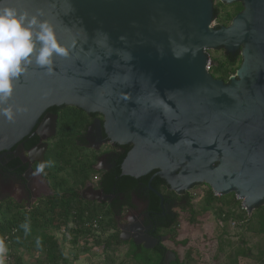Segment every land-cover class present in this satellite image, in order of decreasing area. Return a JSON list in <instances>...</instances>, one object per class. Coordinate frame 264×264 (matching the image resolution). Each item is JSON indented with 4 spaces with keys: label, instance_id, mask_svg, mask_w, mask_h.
Listing matches in <instances>:
<instances>
[{
    "label": "water",
    "instance_id": "95a60500",
    "mask_svg": "<svg viewBox=\"0 0 264 264\" xmlns=\"http://www.w3.org/2000/svg\"><path fill=\"white\" fill-rule=\"evenodd\" d=\"M219 1L242 5L228 26H211L212 0H4L42 12L69 56H54L51 72L33 62L14 82L9 103L25 111L0 117V151L31 135L49 107L74 106L100 114L110 142L131 145L120 176L155 170L147 185L162 209L154 177L177 195L204 183L248 212L264 204V0ZM218 48L241 57L227 83L206 70V51ZM55 121L39 128L51 137ZM41 140L28 155L43 156ZM145 240V249L158 242Z\"/></svg>",
    "mask_w": 264,
    "mask_h": 264
},
{
    "label": "trees",
    "instance_id": "16d2710c",
    "mask_svg": "<svg viewBox=\"0 0 264 264\" xmlns=\"http://www.w3.org/2000/svg\"><path fill=\"white\" fill-rule=\"evenodd\" d=\"M233 4L235 13L242 8L239 2H233ZM214 15L217 17V9H215ZM225 58L228 66V68L222 71L225 78L215 77V73L220 70V63L210 67L209 73L213 78L228 81L231 76L235 75L241 63L239 51L235 54L225 53ZM87 121L86 113L74 106H68L67 110L58 117L56 133L52 138H55V142H49V149L45 155V161H51L52 166L46 168L45 173H43L49 185L52 186L53 195L39 199L37 204L28 210L22 209V206L16 204L11 199H5L0 205V240H3L5 245L8 244V248L15 246L29 252H39V257L41 258L40 264H58L62 259V252L58 241L48 232L49 228L61 229L64 227L73 232L75 236H82L88 231H92V227L88 223L95 221L96 224H99L95 217L94 208L91 206L95 201L83 199L79 191L70 187H63L61 192L58 191L60 186H65L64 184H66L63 179L60 182L57 181L58 173L63 168L59 166L60 163L63 162L64 165H70L72 163V156L78 158V154L86 150L83 148L85 144L83 134L80 135V133L84 131V124ZM25 140L27 141L24 145L25 151L38 143L36 136L30 139L27 136L22 141ZM130 147L131 145L120 146L114 169L102 173V177L98 180H94V176L98 177L101 173L92 167L96 156L91 151L92 155H90L88 160L77 159L79 165L72 168L81 188L85 186L86 180L91 182L96 181L95 188L100 189L103 195L113 196L111 203L106 204L102 202L106 206L105 214L110 217L109 220L116 224L115 217L120 215L126 208L132 206L131 198L133 196L139 200L148 202L146 211L155 235H159V232L162 230H169L178 226L179 217L171 210V207L174 208L175 203H179L181 210L194 215V210L187 193L179 196L169 189L163 179L154 177L150 182V186L163 196V203L169 204L168 212H164L161 209L158 196L150 191L147 185L155 170L137 179L129 176H120V163ZM71 166L73 167V165ZM22 170L23 167H21L20 171ZM56 182L60 185L56 184ZM164 190H168L169 193L165 194ZM207 194L206 202L208 205L214 202L219 203L218 216L221 220L226 221L231 219L237 223L241 222L245 229L254 234L264 233V204L254 207L253 213L247 216V213L239 204L240 201L235 198L233 193L214 196L210 189ZM223 206H226L228 210L224 211ZM236 207L240 212L238 215L232 216L230 211ZM71 221L75 225L73 228H68V223ZM25 222H28L30 225V232L27 235L20 228V225ZM37 237H40L42 241L40 247L36 246L35 241ZM72 242H76L75 238ZM105 242L107 245L112 244L114 246L124 243L119 238V233L116 232L109 235ZM130 244L132 250L129 255V263L166 264L164 254L167 249L162 243H159L152 249H145L143 246L136 245L132 241H130ZM170 264L180 263L175 256V259L171 260Z\"/></svg>",
    "mask_w": 264,
    "mask_h": 264
},
{
    "label": "rangeland",
    "instance_id": "374dc122",
    "mask_svg": "<svg viewBox=\"0 0 264 264\" xmlns=\"http://www.w3.org/2000/svg\"><path fill=\"white\" fill-rule=\"evenodd\" d=\"M214 4L218 15L211 22V26L229 24L235 13L234 4L221 3L219 0H214ZM206 52L211 67L220 63V70L215 73V77L224 79L222 71L228 68L225 53L221 49ZM49 142H55V138ZM105 149L101 148L102 151ZM90 155H92L90 151L83 150L78 154V158L72 156L73 164L60 163L59 166L63 168L58 173L57 181L60 182L63 179L66 184L58 188L59 192L63 187H70L79 191L81 195L83 188L80 187L72 168L79 165L77 159L88 160ZM56 184L59 183L56 182ZM209 190L208 185L200 183L185 192L190 198L194 215L181 210L179 203H176L172 210L179 217L178 226L159 232L162 245L175 254L180 264H264V233L254 234L245 229L241 222L237 223L231 219L221 220L218 216L219 203L214 202L208 205L206 202ZM163 192L169 193L168 190ZM82 198L86 199L85 196ZM105 201L106 198H101L100 201L92 203L91 206L94 208L99 224L95 221L88 223L92 231H88L85 235L75 236L73 232L64 227L48 229V232L58 241L62 252V259L58 264H131L129 255L132 247L129 240L118 246L107 245L105 242L112 233L120 234V224L127 222L125 217L121 221L115 218L116 224L112 223L109 220L110 217L105 214L106 206L102 204ZM134 205L136 210L142 207L138 202ZM222 208L224 211L228 210L226 206ZM230 212L233 216L238 215L240 211L236 207ZM251 213L253 211L248 212L247 216ZM74 225L71 221L68 223V228H73ZM74 238L75 243L72 242ZM7 249L4 264H40V253L37 251L29 252L15 246L7 247Z\"/></svg>",
    "mask_w": 264,
    "mask_h": 264
},
{
    "label": "flooded vegetation",
    "instance_id": "af4514ba",
    "mask_svg": "<svg viewBox=\"0 0 264 264\" xmlns=\"http://www.w3.org/2000/svg\"><path fill=\"white\" fill-rule=\"evenodd\" d=\"M212 2L213 21L216 19L214 11L215 9H217V7L214 4V0H212ZM242 10L243 8L237 11L234 16ZM229 24H221L218 26H228ZM218 49H221L224 53H226L224 49ZM223 82L227 83L228 81ZM67 108V105H61L52 106L46 109L45 112L42 114L41 118L39 119V122L32 130L31 135H29V139L36 136L39 143L41 140L40 137L37 135V131L39 129V133L42 137L41 141L47 144L43 156H39L38 154L28 155V151L33 149L38 143L29 150L25 151L24 145L27 142L26 140L17 143L10 150L0 151V205L4 202L5 199H11L16 204L22 206V209L28 210L32 208L35 204H37L39 199L53 195L52 186L49 185L47 179L44 177L43 174L35 177L32 175L36 164L41 161H45V155L49 149V140H51L55 135L54 134L53 136L49 137L48 130L46 128L40 129L39 125L40 123L45 122L43 125L48 126L49 119L52 116H55L56 133L58 117H60V115H62V113L67 110ZM86 117L88 118V121L84 124V131H81L80 135L83 134V138L85 141L83 148L93 152L96 156L95 162L93 163L92 167L94 170H97L101 173L98 176V179H100L102 177V173H106L109 172L111 169H114L120 145L110 142V140L107 138L103 128V117L100 114L86 113ZM102 147L106 148L105 151L101 150ZM21 167H23L22 171H20ZM95 185L96 181L91 182L86 180V184L83 187L81 197L85 196V200H91L92 197H96L94 191L100 189L95 188ZM183 194H185V192L180 195ZM104 196L106 198L105 203H111V201L113 200V196ZM97 197H99V195H97ZM135 202L140 203L142 207L136 210L137 208L134 205ZM131 204V207L126 208L123 212L120 213V215L115 217L120 221L125 217L127 220L126 223L120 224V233H123V235H130L128 240L132 241L136 245L143 246L145 243H149V241L145 240V237L157 239L158 242L155 244V246L161 243L162 237L153 233L152 227L149 223L148 213L146 211L148 202L139 200L135 196H133L131 198ZM172 209L173 208L171 207V210ZM162 210L164 212H168L169 204L163 203ZM168 259L171 258L165 252L164 261L166 264H170L171 262L169 261V263H167Z\"/></svg>",
    "mask_w": 264,
    "mask_h": 264
},
{
    "label": "clouds",
    "instance_id": "9594fccd",
    "mask_svg": "<svg viewBox=\"0 0 264 264\" xmlns=\"http://www.w3.org/2000/svg\"><path fill=\"white\" fill-rule=\"evenodd\" d=\"M42 12L29 14L0 0V117L14 122L16 115L24 108L10 104L14 93V82L21 77L28 66L35 63L38 67L51 72L53 57L69 56V49L57 39L53 26L40 19ZM51 161L36 164L32 175L39 176L51 167ZM27 235L30 232L28 222L20 225ZM36 246H41V238H36ZM8 249L0 240V264H4V255Z\"/></svg>",
    "mask_w": 264,
    "mask_h": 264
},
{
    "label": "built area",
    "instance_id": "2783aa9c",
    "mask_svg": "<svg viewBox=\"0 0 264 264\" xmlns=\"http://www.w3.org/2000/svg\"><path fill=\"white\" fill-rule=\"evenodd\" d=\"M210 67H211V65H210V63H209V60H208V63H207V66H206V70L209 72V70H210ZM98 179V177L97 176H94V180H97ZM213 192V191H212ZM213 195L214 196H221V195H219L218 193H215V192H213ZM237 200H239L240 201V205H241V208L248 214V210H247V207L243 204V201L241 200V199H239V198H237V197H235ZM250 213V212H249Z\"/></svg>",
    "mask_w": 264,
    "mask_h": 264
}]
</instances>
